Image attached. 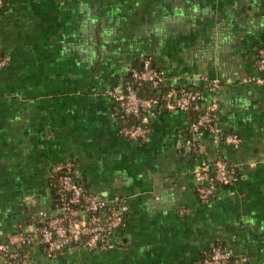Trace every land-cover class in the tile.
Returning a JSON list of instances; mask_svg holds the SVG:
<instances>
[{
    "label": "crops",
    "instance_id": "1",
    "mask_svg": "<svg viewBox=\"0 0 264 264\" xmlns=\"http://www.w3.org/2000/svg\"><path fill=\"white\" fill-rule=\"evenodd\" d=\"M264 0H5L0 10V241L21 264H201L213 246L226 264H264ZM157 92L214 98L215 124L237 146L198 138L194 113L153 107L144 140L119 133L120 106L105 94L142 60ZM220 159L235 179L207 201L194 168ZM71 161L91 195L118 197L124 226L114 247H67L47 256L37 237L57 213L52 169ZM30 235L20 249L9 240ZM22 252V253H20Z\"/></svg>",
    "mask_w": 264,
    "mask_h": 264
},
{
    "label": "built area",
    "instance_id": "2",
    "mask_svg": "<svg viewBox=\"0 0 264 264\" xmlns=\"http://www.w3.org/2000/svg\"><path fill=\"white\" fill-rule=\"evenodd\" d=\"M5 0H0V8ZM9 56L0 51V69L8 64ZM255 66L259 76L255 82L264 85V46L257 50ZM131 81H143L153 88H159L161 75L155 71L147 59L142 60L140 70H132ZM127 81L122 86L106 89L105 94L119 104L117 118L121 122L119 133L126 139H145L147 134V113L153 107L169 110L178 109L193 112L194 119L189 124L190 137L186 144L196 153L198 138L208 133L213 142L218 140L237 146L239 139L232 133H223L214 122L217 102L212 98L207 105L201 106L198 91L191 89H167L159 96H141ZM55 190V208L57 213L42 218L37 227L38 240L47 256L60 253L67 247H84L88 250H104L114 247L111 234L124 226L126 205L118 197L110 199L87 194L83 186L74 177V164L65 161L52 169ZM197 182V195L207 201L219 185H227L234 179V172L223 161L216 159L212 163L201 161L194 168ZM30 235H18L9 240V244L18 249L33 242ZM8 242L0 241V264L4 258L11 259V264H21L16 252L8 251ZM230 257L220 246H213L203 257L201 264H226ZM243 258L234 260L233 264H242Z\"/></svg>",
    "mask_w": 264,
    "mask_h": 264
},
{
    "label": "trees",
    "instance_id": "3",
    "mask_svg": "<svg viewBox=\"0 0 264 264\" xmlns=\"http://www.w3.org/2000/svg\"><path fill=\"white\" fill-rule=\"evenodd\" d=\"M5 7V4L3 5V7L0 8L3 9ZM131 77H130V80L131 81ZM132 83V86L133 88L141 95V96H151V95H154V96H159V93L157 92V89L153 88L149 83L147 82H143V81H131ZM193 114V112H192ZM74 177H75V174H74ZM55 189V188H54ZM87 193V192H86ZM88 194V193H87ZM54 195H55V190H54ZM22 253V252H20ZM58 254V253H57ZM20 255L21 254H17V259L20 258ZM21 259V258H20ZM2 262L4 264H11L12 263V260L11 259H7V258H4L2 260Z\"/></svg>",
    "mask_w": 264,
    "mask_h": 264
}]
</instances>
